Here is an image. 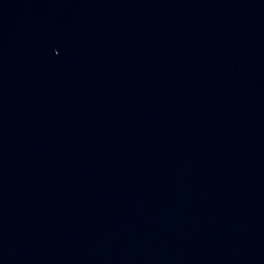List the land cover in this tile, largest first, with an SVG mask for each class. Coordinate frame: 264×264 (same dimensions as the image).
Instances as JSON below:
<instances>
[{
	"label": "water",
	"instance_id": "1",
	"mask_svg": "<svg viewBox=\"0 0 264 264\" xmlns=\"http://www.w3.org/2000/svg\"><path fill=\"white\" fill-rule=\"evenodd\" d=\"M0 264H264V0H0Z\"/></svg>",
	"mask_w": 264,
	"mask_h": 264
}]
</instances>
